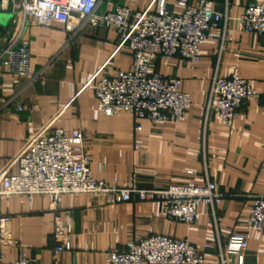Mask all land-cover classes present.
<instances>
[{"label": "crops", "instance_id": "crops-1", "mask_svg": "<svg viewBox=\"0 0 264 264\" xmlns=\"http://www.w3.org/2000/svg\"><path fill=\"white\" fill-rule=\"evenodd\" d=\"M163 1L174 14L182 11L178 1H184L188 6L207 3L228 17L224 30L221 24L200 44L198 62L179 56L153 59L154 72L178 79L180 90L189 95L185 119L156 126L142 121L135 134L131 115H101L93 86L101 76L128 71L132 64L130 52L116 50V32L88 25L68 32L61 24L32 22L24 32L31 55L28 75L17 77L0 70V176L17 171L15 158L28 136L42 128L60 129L68 136L81 129L94 180L118 187L134 180L142 190H161L191 178L199 185L207 179L227 195L214 209L222 222L214 224L206 206L200 207L191 226L168 221L159 200L140 202L135 196L114 204L102 195H64L57 211L51 210L45 195L10 196L0 198V215L9 217L6 238L0 241L4 256L0 264L21 254L31 264H53L57 229L70 236V250L59 256L60 264H108V250L123 249L128 240L144 237L149 230L185 239L198 249L211 243L204 264H218L217 235L246 232L252 200L264 196V37L244 32L237 18L247 4L263 0ZM127 2L99 0L96 13ZM130 2L133 13L155 11L157 4V0ZM7 27L8 23L0 26V31ZM233 70L259 93V99L243 102L231 127L212 115L204 124L203 108L214 75L227 78ZM219 240L225 250L226 239ZM230 250L227 264H264V234L249 233L241 255Z\"/></svg>", "mask_w": 264, "mask_h": 264}, {"label": "built area", "instance_id": "built-area-1", "mask_svg": "<svg viewBox=\"0 0 264 264\" xmlns=\"http://www.w3.org/2000/svg\"><path fill=\"white\" fill-rule=\"evenodd\" d=\"M98 4L99 0H0V15L11 16L7 29L0 31V70L17 77L28 75L31 55L24 32L32 22L43 26L61 24L68 32L83 25L112 29L118 36L116 50L130 52L132 64L128 71L101 76L93 86L98 112L110 117L120 113L131 115L135 134L141 131L142 121L152 126L182 122L190 97L180 90L178 79L154 72L153 59L179 56L191 63L198 62L200 44L209 40L221 24L225 29L227 14L207 3L188 6L184 1H178L182 11L174 14L164 8L163 0H157L155 11L133 13L128 0L123 6L98 14ZM237 23L244 32L264 37V0L247 4ZM258 99L259 93L237 70L227 78L215 74L203 108L204 124L212 115L231 127L243 102ZM84 136L81 129L73 130L68 136L60 129L47 128L28 136L15 158L17 171L0 176V198L30 199L45 195L50 198L51 210L57 211L64 195H102L114 204L130 201L135 196L140 202L159 200L168 221L191 226L200 216V207L206 206L214 224L222 222L214 209L227 195L207 179L199 185L191 178L184 184H170L161 190H142L134 180L125 187L94 180L90 176ZM188 174L193 177L194 172ZM8 222L9 217L0 215V241L6 238ZM245 226V233L217 235L218 264L229 262L230 248L237 255L243 254L249 233L264 234V196L253 198ZM221 237L226 239L225 250L220 244ZM55 240L53 264H60L59 256L70 250L68 231L57 229ZM212 247L213 244L205 243L198 249L185 239L149 230L144 237L128 240L123 249L108 250L107 257L108 264H204L205 251ZM5 264H31V261L26 254H21Z\"/></svg>", "mask_w": 264, "mask_h": 264}, {"label": "water", "instance_id": "water-1", "mask_svg": "<svg viewBox=\"0 0 264 264\" xmlns=\"http://www.w3.org/2000/svg\"><path fill=\"white\" fill-rule=\"evenodd\" d=\"M10 19H11V16L9 14H1L0 15V26L5 27Z\"/></svg>", "mask_w": 264, "mask_h": 264}]
</instances>
